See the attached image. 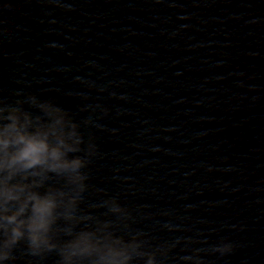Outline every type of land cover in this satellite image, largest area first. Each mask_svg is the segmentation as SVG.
Masks as SVG:
<instances>
[{
	"label": "water",
	"instance_id": "water-1",
	"mask_svg": "<svg viewBox=\"0 0 264 264\" xmlns=\"http://www.w3.org/2000/svg\"><path fill=\"white\" fill-rule=\"evenodd\" d=\"M63 4L0 0V91L94 115L90 183L178 241L168 264L221 240L206 264H264V0Z\"/></svg>",
	"mask_w": 264,
	"mask_h": 264
},
{
	"label": "clouds",
	"instance_id": "clouds-1",
	"mask_svg": "<svg viewBox=\"0 0 264 264\" xmlns=\"http://www.w3.org/2000/svg\"><path fill=\"white\" fill-rule=\"evenodd\" d=\"M98 127L94 115L78 119L37 93L17 92L13 99L0 91V264L21 257L31 258L29 264L49 257L55 264H168L178 241L154 246L134 226L133 209L90 183L101 155L92 131ZM93 193L98 200L89 198ZM234 250L233 242L221 240L178 259L206 264L205 251Z\"/></svg>",
	"mask_w": 264,
	"mask_h": 264
}]
</instances>
